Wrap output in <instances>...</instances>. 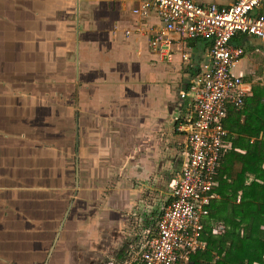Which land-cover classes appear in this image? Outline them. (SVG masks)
Returning <instances> with one entry per match:
<instances>
[{
    "label": "crops",
    "instance_id": "0c3cea01",
    "mask_svg": "<svg viewBox=\"0 0 264 264\" xmlns=\"http://www.w3.org/2000/svg\"><path fill=\"white\" fill-rule=\"evenodd\" d=\"M194 1L227 6L234 0ZM131 6L120 0H0L2 59L17 53L27 66L28 56L46 53L66 23L73 24L77 65L67 94L52 96L51 106L43 102L39 111L52 122L42 121L43 131L66 134L62 144L43 143L22 156L6 126L11 106H0V264H138L140 243L155 232L187 155L185 131L177 125L190 113V96L178 92L207 60L211 42L174 34L171 59L160 58L143 31L156 30L158 16L141 18ZM34 12L40 16H28ZM254 12L264 14V1ZM230 44L244 49L232 71L249 82L252 94L259 85L255 75L264 73V40L235 33ZM58 49L51 44V53ZM5 102H12L10 95L0 96ZM26 102L16 123L33 113ZM235 136L226 137L231 146ZM218 198L215 193L212 200Z\"/></svg>",
    "mask_w": 264,
    "mask_h": 264
},
{
    "label": "built area",
    "instance_id": "2783aa9c",
    "mask_svg": "<svg viewBox=\"0 0 264 264\" xmlns=\"http://www.w3.org/2000/svg\"><path fill=\"white\" fill-rule=\"evenodd\" d=\"M120 1L131 4L132 13L141 18L151 13L158 16L159 27L147 26L143 31L148 47L160 58L171 59L174 34L182 40L211 42L207 60L189 87L178 92L181 98L190 96V113L177 125L185 131L187 155L170 183L171 198L155 218V232L140 243L137 258L138 264H185L192 252L206 246L202 236L215 196L214 175L223 154L232 147L223 121L230 107L240 108L251 95L249 82L232 71L244 49L231 45L230 40L235 33L264 40V14L254 12L264 0H234L227 6L201 5L194 0ZM181 58L187 60L188 54L181 53ZM254 79L264 90V73ZM223 229L222 222L211 226L212 233Z\"/></svg>",
    "mask_w": 264,
    "mask_h": 264
},
{
    "label": "trees",
    "instance_id": "16d2710c",
    "mask_svg": "<svg viewBox=\"0 0 264 264\" xmlns=\"http://www.w3.org/2000/svg\"><path fill=\"white\" fill-rule=\"evenodd\" d=\"M241 114L244 120L239 121ZM228 133L235 132L232 146L220 162L212 186L219 195L204 220V249L190 254L185 264H264V91L253 85L252 94L238 109L229 108L223 121ZM227 135V138L229 137ZM249 178V179H248ZM247 179V182H246ZM212 219V221H211ZM217 222L224 224L211 232Z\"/></svg>",
    "mask_w": 264,
    "mask_h": 264
},
{
    "label": "rangeland",
    "instance_id": "374dc122",
    "mask_svg": "<svg viewBox=\"0 0 264 264\" xmlns=\"http://www.w3.org/2000/svg\"><path fill=\"white\" fill-rule=\"evenodd\" d=\"M72 25L73 24L60 23L59 39H54L53 43H49L50 46L44 49L46 53L38 54V56L29 55L27 66L22 64L21 67L17 53H12V55L8 54L5 59H2V56L0 55V96L10 95L12 101L10 104L8 102H5V104L1 103L0 106L2 108L11 106L9 116L12 117H8V125L6 124V126H8L10 130L9 133L11 137L9 136V139L11 140V143L17 145L14 147L15 150L18 152L19 146H22V156L29 153L30 155L34 154V152L36 153V151L39 150L37 146H41L43 143H50V145L55 146L59 143L62 144V138H66L64 132L60 136H57L50 132L43 131L41 128L44 125L41 126V122L44 121L42 119L46 118L41 119L39 111L43 112L44 108H46V105L43 102L51 106V102L46 101H49L52 96H57L58 93L60 95L67 94L68 76L69 74L72 75V70L77 66L73 65L75 60L73 50L76 46V40L74 39L76 38L73 37ZM34 41L47 44L46 39L37 38L34 39ZM16 43H18V41H16ZM16 43L13 42V45ZM51 44L54 48L59 47L57 51L54 50L56 53H51ZM10 57L11 59H8ZM53 88L56 90L55 94H52ZM19 96H21V103L18 98ZM25 96H27V100L24 99ZM25 101H27L26 105L28 110L31 106L33 107L31 108L33 113H28V119L22 117L25 121L21 120V124L19 120V122L16 123L15 121L17 120L14 117H21L18 111H23L21 106L23 107L25 105ZM43 105L45 107H43ZM14 110L16 111V115H13ZM35 111L36 113H34ZM1 121L2 120H0V126H3V122ZM44 122L45 125H52L51 121ZM17 129L18 132L28 131V134H25L24 137H15L14 132ZM18 132H16L17 135ZM33 137L37 138L33 139ZM38 138H41L42 140H38ZM43 138H45V140H43ZM27 139L31 140L26 141ZM2 141L3 139L0 138V143H2ZM26 150L27 152H25ZM16 173H20L19 169H17Z\"/></svg>",
    "mask_w": 264,
    "mask_h": 264
},
{
    "label": "water",
    "instance_id": "95a60500",
    "mask_svg": "<svg viewBox=\"0 0 264 264\" xmlns=\"http://www.w3.org/2000/svg\"><path fill=\"white\" fill-rule=\"evenodd\" d=\"M28 16H29V17H32V16H33V17H37V16H40V14L34 12V13H29Z\"/></svg>",
    "mask_w": 264,
    "mask_h": 264
}]
</instances>
